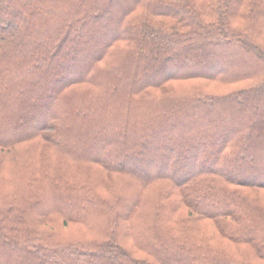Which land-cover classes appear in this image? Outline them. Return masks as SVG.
Returning a JSON list of instances; mask_svg holds the SVG:
<instances>
[{"label":"trees","instance_id":"obj_1","mask_svg":"<svg viewBox=\"0 0 264 264\" xmlns=\"http://www.w3.org/2000/svg\"><path fill=\"white\" fill-rule=\"evenodd\" d=\"M0 170V264H264V0H0Z\"/></svg>","mask_w":264,"mask_h":264},{"label":"rangeland","instance_id":"obj_2","mask_svg":"<svg viewBox=\"0 0 264 264\" xmlns=\"http://www.w3.org/2000/svg\"><path fill=\"white\" fill-rule=\"evenodd\" d=\"M196 85V84H195ZM3 172L0 170V175L2 174ZM264 197V196H263Z\"/></svg>","mask_w":264,"mask_h":264}]
</instances>
